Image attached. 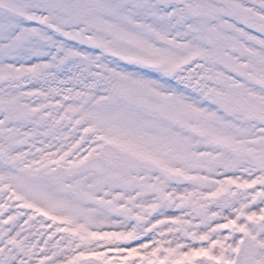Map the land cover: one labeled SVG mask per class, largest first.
Here are the masks:
<instances>
[{"label":"snow or ice","instance_id":"1","mask_svg":"<svg viewBox=\"0 0 264 264\" xmlns=\"http://www.w3.org/2000/svg\"><path fill=\"white\" fill-rule=\"evenodd\" d=\"M0 264H264V0H0Z\"/></svg>","mask_w":264,"mask_h":264}]
</instances>
